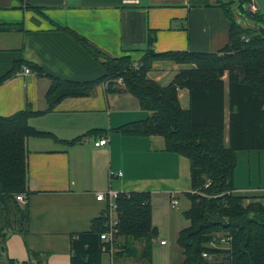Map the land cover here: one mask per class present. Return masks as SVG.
Here are the masks:
<instances>
[{
  "label": "crops",
  "instance_id": "0c3cea01",
  "mask_svg": "<svg viewBox=\"0 0 264 264\" xmlns=\"http://www.w3.org/2000/svg\"><path fill=\"white\" fill-rule=\"evenodd\" d=\"M222 0H0V77L19 61L16 73L0 84V116L8 117L26 106L34 112L47 108L45 94L50 77L89 81L102 75L100 63L74 39L81 37L102 54L129 56L138 63L154 33L156 52L192 51L216 53L227 43L228 21ZM38 65V73L30 66ZM30 69L22 74L23 68ZM194 66L170 60L152 63L147 79L167 86L181 70ZM226 75L223 76L227 88ZM180 107L189 108V92L177 93ZM150 113L126 92L107 93L104 83L88 97L66 98L50 112L30 118L38 131L54 137L26 140L28 190L25 208L27 234L12 231L0 235V264H70V240L90 230L93 219L106 212L98 193L148 192L151 221L157 237L151 247V264H181L176 238L182 229L183 212L189 208L190 164L184 156L166 151L157 135L128 137L114 130L145 120ZM228 142V107L225 108ZM91 130H101L67 147L70 141ZM106 138L104 146L94 143ZM243 154V155H242ZM246 154V155H244ZM255 154V155H253ZM261 151H238L236 156L260 159ZM115 173L110 177L109 173ZM120 173V176H117ZM235 193L263 197L264 186L241 183L234 172ZM175 198L177 206L171 208ZM185 219V218H184ZM186 222H188L185 219ZM189 224V223H188ZM187 224V226H188ZM171 240L166 242L168 236ZM162 241L164 244H162ZM4 245V249L2 248ZM136 245V248H139ZM40 255L32 258L31 254ZM102 264H137L134 260L104 253Z\"/></svg>",
  "mask_w": 264,
  "mask_h": 264
},
{
  "label": "trees",
  "instance_id": "16d2710c",
  "mask_svg": "<svg viewBox=\"0 0 264 264\" xmlns=\"http://www.w3.org/2000/svg\"><path fill=\"white\" fill-rule=\"evenodd\" d=\"M220 8L228 21L229 37L228 43L216 53H159L153 48L152 32L143 57L134 64L129 56L108 57L70 32L100 63L102 75L89 81L47 75L50 85L45 94L47 108L44 111L34 112L26 106L11 116H0V235L12 231L27 234L26 207L20 208L15 200L18 194L26 199L31 194L27 185L26 140L53 137L51 133L31 127L29 119L50 112L66 98L91 96L95 87L104 83L107 93H129L138 100L143 111L150 113L147 119L122 125L115 132L128 137L161 136L167 152L189 161L191 191L185 193V197L190 205L183 212L189 224L176 238L183 258L181 264H264V204L260 202L263 197L238 195L234 186L237 152L264 150V38L255 28L242 29L224 4ZM240 9L245 11L242 4ZM248 16L258 22L256 25L263 23L258 13ZM159 60L194 67L179 71L170 84L160 86L146 77L152 63ZM20 64L23 63H14L12 69L0 77V84L11 78ZM25 65L38 73L43 71L36 64ZM118 79L122 80L123 87L117 84ZM180 89L189 92L186 110L178 101ZM226 104L227 144L224 142ZM99 132L102 131L91 130L70 141H57L72 147ZM115 203V247L119 251L114 254V260L126 258L151 264V247L157 230L151 221L150 193H118ZM105 221L104 215L95 218L89 231L71 237L70 264H102L107 247L101 242L100 234L105 231ZM217 233L231 236L230 250L207 247ZM136 243L139 249H135ZM203 251L214 255L215 261L202 258ZM30 256L38 258L40 255Z\"/></svg>",
  "mask_w": 264,
  "mask_h": 264
},
{
  "label": "built area",
  "instance_id": "2783aa9c",
  "mask_svg": "<svg viewBox=\"0 0 264 264\" xmlns=\"http://www.w3.org/2000/svg\"><path fill=\"white\" fill-rule=\"evenodd\" d=\"M30 69L29 68H23L22 74H29ZM117 84L120 87H123V82L121 79L117 80ZM107 143L106 138H102L94 143L95 147L104 146ZM109 176L112 178L115 176V173L110 172ZM117 176H120V173H118ZM116 195L117 193L108 191L107 193H98L96 195V200L98 201H105L107 203L106 212L104 213V216L106 217L105 221V231L100 234V240L103 242L107 250H105V253L109 256H112L113 252L116 250V242H115V234L117 232V218H116ZM15 200L17 203L21 204L22 206L27 204V199L24 197L23 194H18L15 196ZM177 201L175 198L172 197L170 201L171 208H174L177 206ZM231 243L232 238L229 235H218L216 234L213 239L208 243L207 247L209 249H220V250H230L231 249ZM162 244L164 242L162 241ZM202 258L206 259L207 261H215L216 257L209 253L208 251L202 252Z\"/></svg>",
  "mask_w": 264,
  "mask_h": 264
},
{
  "label": "rangeland",
  "instance_id": "374dc122",
  "mask_svg": "<svg viewBox=\"0 0 264 264\" xmlns=\"http://www.w3.org/2000/svg\"><path fill=\"white\" fill-rule=\"evenodd\" d=\"M223 4L228 9L229 13L231 14V17L235 21H237V23L240 25L242 29H244L245 27H249V28H255L257 30L256 24L258 22L252 20L248 16L250 13L251 14L258 13V9H257L256 3L254 0H250L249 3L245 0H222L220 6ZM240 4H242L245 11H242L240 9ZM247 160L248 158L246 156H244V158L240 157L239 160L237 158V166H236L237 175H239L241 179V183L244 184V186H246L247 182L249 181V178H251L253 185L255 184L256 186H260V185L264 186V160H263L262 154L260 155V159L258 157H255L254 159L251 160L252 162L251 168H249ZM181 223H182V229L187 227L188 222L185 221L184 217ZM217 234L223 235L222 233H217ZM168 240L169 241L171 240L170 235L168 236V239H166V242H169ZM136 245H139V244L138 243L135 244V249H139L140 247L136 248ZM118 251L119 250L116 249L113 252V256ZM136 263L140 264L137 261Z\"/></svg>",
  "mask_w": 264,
  "mask_h": 264
},
{
  "label": "water",
  "instance_id": "95a60500",
  "mask_svg": "<svg viewBox=\"0 0 264 264\" xmlns=\"http://www.w3.org/2000/svg\"><path fill=\"white\" fill-rule=\"evenodd\" d=\"M258 8V14L262 16V24L257 25L258 33L264 38V0H254Z\"/></svg>",
  "mask_w": 264,
  "mask_h": 264
},
{
  "label": "bare ground",
  "instance_id": "6f19581e",
  "mask_svg": "<svg viewBox=\"0 0 264 264\" xmlns=\"http://www.w3.org/2000/svg\"><path fill=\"white\" fill-rule=\"evenodd\" d=\"M258 9V8H257Z\"/></svg>",
  "mask_w": 264,
  "mask_h": 264
}]
</instances>
